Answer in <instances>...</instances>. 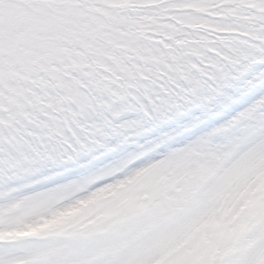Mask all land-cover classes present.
<instances>
[{"label": "snow or ice", "instance_id": "1", "mask_svg": "<svg viewBox=\"0 0 264 264\" xmlns=\"http://www.w3.org/2000/svg\"><path fill=\"white\" fill-rule=\"evenodd\" d=\"M257 66L264 0H0V208L108 194L67 232L0 241V264H191L199 234H176L217 208L237 238L203 264H264V95L176 139L264 87Z\"/></svg>", "mask_w": 264, "mask_h": 264}, {"label": "rangeland", "instance_id": "2", "mask_svg": "<svg viewBox=\"0 0 264 264\" xmlns=\"http://www.w3.org/2000/svg\"><path fill=\"white\" fill-rule=\"evenodd\" d=\"M260 71H264V66L260 70H253V73L249 76V78ZM259 95H264V92ZM193 111L195 112V110ZM124 119L132 120L138 119V117L134 116V113H129L124 117ZM183 122H185L184 119L178 122V127L180 123ZM173 123L174 121L169 122V124L165 127H170ZM175 128L177 127H174L171 130H174ZM208 132H211V130L203 132L200 135H205ZM179 138H181L183 142L178 145L187 143L185 137ZM139 141L144 143L145 139L140 138ZM134 147V145H129L125 151L134 150ZM68 178L78 179L79 176L71 175ZM107 195L108 194L105 193V190L101 189L98 193L93 194L91 197L74 202L62 209L50 208L44 217L35 216L29 218L20 214L18 213V209L20 207L19 205L0 208V236L4 238H14L28 236L30 234L43 235L61 234L67 232L74 227V223L78 217L87 214L94 204H97L102 199H106ZM40 203L42 202H37L38 205ZM249 203L253 208H255L258 202L250 201ZM218 212H220L219 208L209 211L206 217L198 221L190 231H181L176 234L178 237L185 239H192L194 236L199 234V240L196 248L188 254L191 258V264H203L205 256L211 255L214 258L217 254L221 253L222 248L224 249L223 255H225L227 253L228 246L235 242L237 232L231 228V224L235 220V217H232L231 220L228 219L231 209L224 210L220 214L219 218H217ZM223 255L220 257L221 260L223 259Z\"/></svg>", "mask_w": 264, "mask_h": 264}]
</instances>
